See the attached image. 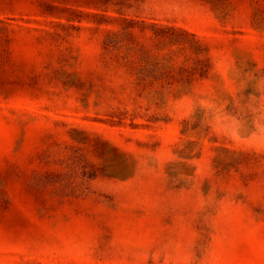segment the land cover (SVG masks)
I'll return each instance as SVG.
<instances>
[{"label":"rangeland","instance_id":"374dc122","mask_svg":"<svg viewBox=\"0 0 264 264\" xmlns=\"http://www.w3.org/2000/svg\"><path fill=\"white\" fill-rule=\"evenodd\" d=\"M0 264H264V0H0Z\"/></svg>","mask_w":264,"mask_h":264}]
</instances>
